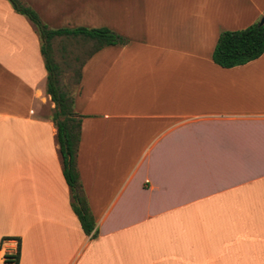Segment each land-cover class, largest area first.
<instances>
[{
    "label": "crops",
    "instance_id": "crops-1",
    "mask_svg": "<svg viewBox=\"0 0 264 264\" xmlns=\"http://www.w3.org/2000/svg\"><path fill=\"white\" fill-rule=\"evenodd\" d=\"M50 29L127 40L73 94L87 236L63 175L42 41L0 0V264H264V54L225 69L222 33L264 0H19ZM57 60V58H56Z\"/></svg>",
    "mask_w": 264,
    "mask_h": 264
},
{
    "label": "trees",
    "instance_id": "trees-1",
    "mask_svg": "<svg viewBox=\"0 0 264 264\" xmlns=\"http://www.w3.org/2000/svg\"><path fill=\"white\" fill-rule=\"evenodd\" d=\"M14 10L26 17L35 26L42 41V55L48 72L47 94L56 107L51 119L57 129L56 140L62 161L63 175L69 187L71 206L77 215L82 230L87 236L94 237L95 218L90 209L78 169V153L82 137L83 116L75 112L74 99L62 87L63 70L55 57L54 41L65 39L81 46L84 61L77 72V84L82 77V68L87 60L109 46H120L127 40L107 28L50 29L38 14L19 0H8ZM65 51V47L63 49ZM264 54V24L257 22L250 27L221 34L215 47L213 60L222 68L231 69L246 65ZM80 57L76 60L80 61ZM21 243L16 255H7L4 264H20Z\"/></svg>",
    "mask_w": 264,
    "mask_h": 264
},
{
    "label": "rangeland",
    "instance_id": "rangeland-1",
    "mask_svg": "<svg viewBox=\"0 0 264 264\" xmlns=\"http://www.w3.org/2000/svg\"><path fill=\"white\" fill-rule=\"evenodd\" d=\"M55 57L63 70L62 87L69 95L73 96L77 89V72L84 61L83 48L77 43L66 41L65 39H56L53 43ZM65 47V51H63ZM80 57V61L76 58Z\"/></svg>",
    "mask_w": 264,
    "mask_h": 264
},
{
    "label": "water",
    "instance_id": "water-1",
    "mask_svg": "<svg viewBox=\"0 0 264 264\" xmlns=\"http://www.w3.org/2000/svg\"><path fill=\"white\" fill-rule=\"evenodd\" d=\"M260 24H261V25H263V24H264V18L261 20Z\"/></svg>",
    "mask_w": 264,
    "mask_h": 264
},
{
    "label": "built area",
    "instance_id": "built-area-1",
    "mask_svg": "<svg viewBox=\"0 0 264 264\" xmlns=\"http://www.w3.org/2000/svg\"><path fill=\"white\" fill-rule=\"evenodd\" d=\"M6 258V257H5ZM4 263H5V260H4Z\"/></svg>",
    "mask_w": 264,
    "mask_h": 264
}]
</instances>
